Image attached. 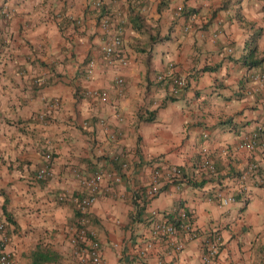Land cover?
<instances>
[{
  "label": "crops",
  "instance_id": "0c3cea01",
  "mask_svg": "<svg viewBox=\"0 0 264 264\" xmlns=\"http://www.w3.org/2000/svg\"><path fill=\"white\" fill-rule=\"evenodd\" d=\"M31 2L15 0L12 6L0 7V63L5 55L11 56L0 78L30 92L20 100L24 111L16 121L17 131L39 141L33 152L25 151L14 163L0 155V219L6 225V249L13 264H31L35 250L50 255L40 264H86L68 242L69 227L77 218L75 207L57 195L78 192L79 176L93 172H100L101 178L85 217L98 241L102 264H167L169 256L171 264H179L182 252L202 248L207 234L220 238L214 264H264V219L251 211L264 209V192L256 193L236 217L227 213L214 217L219 205L210 199L214 191L209 190L217 180L223 181L220 187L227 192L225 186L251 160L257 170L243 184L251 182L254 190L264 189V103L260 100L264 84H256L250 76L264 69V62L253 66L243 62L249 40L241 49L231 38L225 43L213 39L221 37L228 24L239 31L231 15L217 24L215 5L197 11L190 7V0H100L98 5L93 0H58L59 15L53 16L45 32L39 23L24 19ZM113 3L123 21L117 55L108 62L100 52L107 34L98 23ZM3 10L8 12L6 17ZM53 23L59 29L55 35ZM240 27L255 32L253 57L261 56L264 29L256 32L254 25L243 21ZM12 28L18 29V35L11 34ZM166 30L168 36H164ZM201 33L207 35L201 39ZM9 40L18 55L7 53ZM173 48L179 49V58L169 65ZM119 56L126 59L125 64L119 63ZM89 59L93 65L87 73ZM157 74L164 77L158 79ZM173 75L185 81L176 94L170 89ZM116 76L124 79L121 92L113 81ZM89 88L106 90V100L85 93ZM193 92L198 101H204L199 108L189 99ZM29 105L40 111L29 115ZM34 123L37 130L29 131L27 126ZM193 129H200V134ZM213 129L223 135H208ZM253 132L257 135L254 146H243V137ZM186 137L189 143L195 139L198 150L187 158ZM160 147L164 151L154 155ZM203 147L214 171L199 167ZM44 162L51 175L35 179L34 171ZM171 165L179 168V177L171 181L159 177L155 194L147 197L144 190L153 167L163 170ZM15 171L25 178L17 180L12 175ZM37 193L42 199L34 207L31 201ZM142 197L148 198L143 205ZM133 198L141 208L130 221L136 206ZM234 199L243 200L244 193ZM179 207L188 210L197 236L173 252L163 237L151 233L152 210L157 215L174 214ZM226 234L230 236L227 243ZM147 240L148 246L144 245Z\"/></svg>",
  "mask_w": 264,
  "mask_h": 264
},
{
  "label": "clouds",
  "instance_id": "9594fccd",
  "mask_svg": "<svg viewBox=\"0 0 264 264\" xmlns=\"http://www.w3.org/2000/svg\"><path fill=\"white\" fill-rule=\"evenodd\" d=\"M55 2V8H53V3ZM15 4V0H9L6 4V0H0V7L12 6ZM215 5V12L219 13V16H216L215 19L217 24L221 18L227 19L228 15H231L232 20L235 22V27L239 31L234 32L231 24H228L224 29V32L221 34V37H214L213 39H221V43H225L229 38H231L238 48H243L244 43L252 38L255 35V32L250 31L247 27L241 29V22L243 21L245 24L254 25L256 32L260 31V29H264V0H190V7L194 10H199L201 7L208 9L212 8ZM61 8V4L58 0H32L26 6V13L24 15V19L26 22L39 23L44 31H47L48 25L53 22V16L59 15ZM158 18V17H157ZM53 27L55 28V32L53 35L58 33V27L53 23ZM12 35H18V29L12 28L9 30ZM42 34V33H41ZM169 33L167 30L164 32V36H168ZM206 33H201V39L206 36ZM173 40H175V35L171 36ZM194 42V41H190ZM9 48L7 49V53L18 55V50L15 45L12 44L11 40L8 41ZM110 51V49H106ZM228 51H231L229 49ZM179 58V49L173 48L168 56L167 62L169 65H172L177 62ZM11 59L10 55H5L3 58V63H0V71H3L4 64L8 63ZM17 63H20L18 60ZM11 67V65H9ZM7 85L8 91H4V86ZM165 94V98H166ZM205 95H210V93H205ZM30 96L29 93L23 92L21 89L16 88L11 84L10 81L4 78H0V155L3 156V159L8 163H14L18 156H21L25 151L33 152L35 148L38 146V139L33 140L30 137H22V135L17 131L19 125H17L16 121L20 118V115L23 113L24 109L20 105L21 99H27ZM191 102L199 108L201 104L204 103L202 100H197L195 92L191 94L189 97ZM217 107L216 105H213ZM207 108V105H205ZM15 108V111L13 110ZM210 110V109H209ZM39 107H32L29 105V115L33 112H39ZM51 115V113H48ZM5 120H10L11 124L5 123ZM66 127V125H62ZM29 131L37 130L36 124L27 126ZM50 127V126H43ZM193 131L199 135L200 129H193ZM208 135L216 136L217 138L223 135V132L219 129H213ZM15 137V139H13ZM23 139V142L21 140ZM185 158H187L189 153H196L198 150L195 148V139L189 143L187 137L185 138ZM19 145V147H17ZM27 145V147H26ZM54 147V146H52ZM226 147V145H225ZM164 151L163 147H160L158 150L154 151V155H159ZM204 153L206 154L208 150L204 149ZM225 160L227 159V153L224 154ZM246 166V165H245ZM35 167V164L33 165ZM214 171V169H213ZM241 172H243V168H241ZM17 180L21 178H25L24 174L15 171L12 174ZM223 183L222 180H217L214 189H210L209 191H214L216 195L222 197L221 203L217 206V211L213 212V216L219 219V216L222 213H227L232 217H236L239 213L245 210L248 207V201L250 199H254L256 193L264 192V189H253L251 182L247 185L242 184L238 177H232L231 183L226 185L224 189L220 187ZM238 193H244V199L237 202L234 197ZM24 193H21L23 195ZM207 193H202V195H206ZM42 197L39 193L36 194L34 200L31 201L32 206H38L35 201L41 200ZM3 203V197H0V204ZM176 205H179V198L175 200ZM209 203H211L209 201ZM171 205V202H170ZM195 211V210H194ZM253 213H260L261 219H264V209L260 207H254L251 209ZM202 223V221H201ZM219 230V229H218ZM255 231L257 233L261 232L262 229L258 226ZM230 239V236L226 234V240ZM224 259H227V254H224ZM172 257L169 256L167 264H171ZM163 264V262H161ZM179 264H214V262L210 261L208 256L204 255L203 249L198 246H194L184 252H182L181 257L179 258Z\"/></svg>",
  "mask_w": 264,
  "mask_h": 264
},
{
  "label": "built area",
  "instance_id": "2783aa9c",
  "mask_svg": "<svg viewBox=\"0 0 264 264\" xmlns=\"http://www.w3.org/2000/svg\"><path fill=\"white\" fill-rule=\"evenodd\" d=\"M94 5H98L100 0H93ZM2 15L6 17L8 12L6 10L2 11ZM123 21V14L113 3L108 7V13L102 16L99 20L98 26L105 34H107L106 40L100 46V52L106 58L108 62L111 61L114 55H117L118 48L121 42V23ZM106 49H110L107 51ZM120 64H125L126 59L123 56L118 57ZM93 65V59H89L86 66V71L89 73ZM169 72V70L167 71ZM168 73L164 74L167 75ZM163 74H157L156 78L162 79ZM251 78L256 84H264V69L257 70L250 74ZM171 79V94H176L182 86L185 85L184 78L182 76L173 75ZM118 92L122 91L124 79L121 76H116L113 79ZM257 87H254L256 89ZM88 95L96 96L100 100H106L107 92L104 89H87L85 91ZM260 100L264 103V92L260 95ZM257 135L253 132L249 136L243 137L241 144L247 148L254 146ZM205 148H201V159L199 161V167L204 168L208 171H213L214 166L209 161L208 157L206 160V154L204 153ZM257 164L255 161H248L246 169L240 172L237 177L243 184L244 180L251 172H256ZM151 181L145 188L144 193L147 197H151L155 194L157 190L158 178L161 177L164 180L171 181L176 177H179L180 170L176 165H171L167 168L159 169L153 167L151 173ZM51 175V170L49 165L44 162L39 165L33 173L35 179H43ZM101 173L93 172L90 175L79 176L78 181L81 189L76 193H65L59 192L57 199L59 200H70L75 207L78 215L74 223L69 227L68 232V242L72 246L73 250L77 252L80 259L85 261L86 264H102V257L100 253V248L97 239L94 234L86 226L87 218L85 213L91 202L95 199L97 195V189L100 182ZM218 205H220L222 197L216 195L215 192L211 196ZM153 221L151 226V233L154 236L163 237L169 249L173 252L179 251L183 245L184 241L188 238L196 237V231L192 227L189 221V212L184 207H179L175 210L172 216L168 217L166 214L157 215V212L152 210ZM6 225L5 222L0 219V264H13L11 252L6 249ZM150 240L144 242V245H150ZM220 244V238L218 235L207 234L202 242V249L204 255L208 256L210 261H214L218 248ZM143 264V263H139Z\"/></svg>",
  "mask_w": 264,
  "mask_h": 264
},
{
  "label": "trees",
  "instance_id": "16d2710c",
  "mask_svg": "<svg viewBox=\"0 0 264 264\" xmlns=\"http://www.w3.org/2000/svg\"><path fill=\"white\" fill-rule=\"evenodd\" d=\"M256 35H257V33H256ZM254 35L252 36V38L249 40V43H248V45H247V48H246V52H245V54H243V62L244 63H246L248 66H253V65H258V64H260V63H262V62H264V53L261 55V56H254L253 57V52H254V49H255V47H254V44H253V40H254ZM201 182V181H200ZM144 190V189H143ZM142 190V191H143ZM141 191V192H142ZM143 193V192H142ZM135 196H138V194L137 195H134V198H135ZM132 199V202L136 205L135 206V211L133 212V213H130L129 214V218H130V221H132L133 219H134V217H136V215H137V213H138V211H139V209L141 208L139 205H138V203L135 201V199ZM142 199V204L141 205H143L146 201H147V199L148 198H141ZM71 202V201H70ZM72 203V202H71ZM138 205V206H137ZM76 214L78 215V213H77V211H76ZM166 214V216H168V217H170V216H172V214H169V213H165ZM76 215V216H77ZM33 256H34V258H33V261H32V263L31 264H40V263H42L43 261H45V260H49V256L50 255H47V254H45V253H43L41 250H35L34 252H33Z\"/></svg>",
  "mask_w": 264,
  "mask_h": 264
}]
</instances>
